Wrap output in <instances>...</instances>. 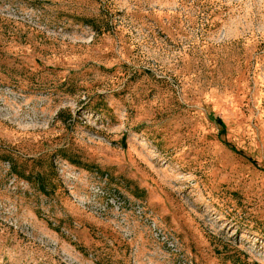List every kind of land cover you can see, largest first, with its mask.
Returning <instances> with one entry per match:
<instances>
[{"label": "rangeland", "instance_id": "rangeland-1", "mask_svg": "<svg viewBox=\"0 0 264 264\" xmlns=\"http://www.w3.org/2000/svg\"><path fill=\"white\" fill-rule=\"evenodd\" d=\"M0 264H264V0H0Z\"/></svg>", "mask_w": 264, "mask_h": 264}]
</instances>
